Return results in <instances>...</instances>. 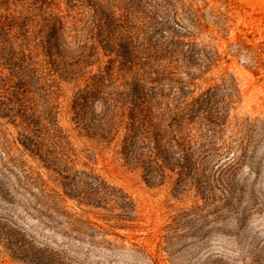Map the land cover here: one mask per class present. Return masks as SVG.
Instances as JSON below:
<instances>
[{"label":"rangeland","instance_id":"obj_1","mask_svg":"<svg viewBox=\"0 0 264 264\" xmlns=\"http://www.w3.org/2000/svg\"><path fill=\"white\" fill-rule=\"evenodd\" d=\"M130 241L264 264V0H0V264Z\"/></svg>","mask_w":264,"mask_h":264},{"label":"trees","instance_id":"obj_2","mask_svg":"<svg viewBox=\"0 0 264 264\" xmlns=\"http://www.w3.org/2000/svg\"><path fill=\"white\" fill-rule=\"evenodd\" d=\"M177 144L179 145V142H177ZM155 149H152L151 152L154 153ZM70 219H71V223H74L76 221L79 220V218H76L74 215H70ZM101 220H106L104 223L105 224H100L97 221H93L91 220L88 216L86 217V220H84L85 223H87V225L90 228V232H84V233H79L78 234H82L81 237H75L77 239H80V241H82V236L85 235L88 238H90L91 240H94L95 238L100 237L104 242L110 243V241H108L106 239V237L108 236H114L116 238H125L126 236L124 235H120L119 233L112 231L110 228L108 227H112L114 225L109 224L107 221L108 219L106 218H102ZM106 225V226H105ZM132 243L133 246H136L139 250L142 251V253L145 255L146 259H147V263L148 264H159L158 258L154 257L153 255H151V253H149L147 251V249L143 246V245H139L137 243H135L134 241H130ZM48 258L46 259V256L43 255L40 252H36L35 253V257L39 260V262H41V264H74L72 263L73 261L75 262L73 257H64L59 255L58 253H56V251H53L52 249L48 250ZM37 264V263H35ZM39 264V263H38Z\"/></svg>","mask_w":264,"mask_h":264}]
</instances>
